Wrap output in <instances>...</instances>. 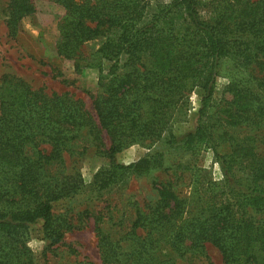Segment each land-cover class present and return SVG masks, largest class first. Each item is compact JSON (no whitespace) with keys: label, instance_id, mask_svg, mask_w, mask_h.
<instances>
[{"label":"trees","instance_id":"1","mask_svg":"<svg viewBox=\"0 0 264 264\" xmlns=\"http://www.w3.org/2000/svg\"><path fill=\"white\" fill-rule=\"evenodd\" d=\"M52 1L64 10L60 56L85 60L83 46L102 40L96 53L103 94L93 101L94 116L69 93L0 77V264H48L28 240L34 229L49 246L65 236L70 225L54 203L83 188L66 158L79 142L109 157L134 144L176 142L173 128L189 117L193 91L201 93V106L184 141L212 148L225 179L204 186L201 180L192 200L172 181H154L157 197L137 206L128 228L113 233L97 225L102 264H183L207 258V242L224 264H264V0ZM35 12L33 0H10V35ZM226 60L236 68L229 95L213 101ZM152 162H113L93 183L109 189Z\"/></svg>","mask_w":264,"mask_h":264},{"label":"rangeland","instance_id":"2","mask_svg":"<svg viewBox=\"0 0 264 264\" xmlns=\"http://www.w3.org/2000/svg\"><path fill=\"white\" fill-rule=\"evenodd\" d=\"M168 2L169 0H152ZM10 0H0V77L15 75L26 80L33 88H43L48 93H69L80 98L94 116L93 101L103 94V75L97 63L96 51L101 39L88 41L83 46L87 59L75 60L62 57L57 52L59 40L58 22L63 8L52 0H33L36 12L20 21L16 35H10L7 16ZM80 63L77 69L76 63ZM230 61H224L217 76L213 101L223 93L229 95L226 86L236 72ZM111 63L104 62L105 71ZM242 72V71H241ZM201 93L193 91L191 108L185 121L174 125L179 140L164 138L152 146L134 144L109 157L97 151L96 146L83 140L75 146V152L66 154L67 168L78 171L84 178L83 188L69 197L54 203V213L70 226L62 241L49 246L41 231L34 229L28 245L38 259L48 264H102L97 225L105 232L128 228L135 217L138 205H144L157 197L154 181L171 182L176 192L189 200L197 196L196 185L201 180L222 182L225 173L212 148L205 144L187 147L184 135L195 129V119L201 106ZM212 111V106H210ZM108 145V137L104 134ZM84 146H88L84 149ZM151 156L152 164L142 174L126 173L109 189H98L93 181L95 174L109 168L112 163L129 165ZM260 215L257 214V217ZM123 232V231H122ZM117 236V234H116ZM207 258L200 257L183 264H224L220 250L207 242ZM264 259V257H262Z\"/></svg>","mask_w":264,"mask_h":264}]
</instances>
